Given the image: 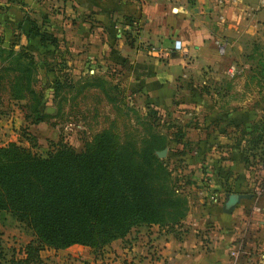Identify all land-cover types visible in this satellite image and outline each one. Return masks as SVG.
I'll return each mask as SVG.
<instances>
[{"label":"crops","instance_id":"0c3cea01","mask_svg":"<svg viewBox=\"0 0 264 264\" xmlns=\"http://www.w3.org/2000/svg\"><path fill=\"white\" fill-rule=\"evenodd\" d=\"M32 23L56 36L58 45H42L30 30ZM3 29L15 48L25 44L34 52L37 83L45 87L47 99L49 82L60 69L74 77L107 70L120 75L126 83L120 79L119 85L142 95L145 109L173 104L185 89L206 90L208 96L205 102L210 107L202 123L206 132L196 131L199 122L192 111L193 122L186 132L192 148L186 154L194 166L198 160L211 174L201 177L194 168L188 190L202 178L205 188L194 198L189 196L186 216L177 227L179 235L158 224L141 225L97 254L77 243L51 248L61 252L59 262L220 264L241 240L238 264H264V197L260 203L258 196L242 198L229 213L222 209L221 186L232 183L245 191L256 183L259 170L244 164L243 141L237 140L234 126L224 125L225 120L244 118L246 113L235 105L240 102L217 96L228 85L237 87L245 44L263 39L264 0H0V33ZM128 32L132 42L126 38ZM246 84L251 86L249 81ZM252 113L249 120L254 119ZM17 118L15 112L0 114L2 137H10ZM2 137L0 144L6 142ZM261 170L264 173V167ZM212 191L218 193L215 198L210 196Z\"/></svg>","mask_w":264,"mask_h":264},{"label":"trees","instance_id":"16d2710c","mask_svg":"<svg viewBox=\"0 0 264 264\" xmlns=\"http://www.w3.org/2000/svg\"><path fill=\"white\" fill-rule=\"evenodd\" d=\"M0 33V114L2 108L14 102L23 113L27 135L28 124L46 121L45 87L38 86V67L34 52L25 44L15 42ZM30 30L39 36L41 44L58 45L56 36L32 23ZM133 41L132 33L126 35ZM131 41V42H132ZM254 43L247 59H254L251 77H264V52ZM112 83L97 73L74 77L69 70L60 69L49 82L52 101L61 114L65 104L86 88H100L109 102L119 108L123 97L117 98ZM113 92V93H111ZM6 94V98L4 96ZM7 99V100H6ZM142 115V132L121 138L112 128L95 132L81 149L63 139L41 153L34 150L35 140L27 137L30 145L11 140L0 144V219L9 214L28 228L31 237L21 248L8 253L0 231V264H46L43 249L65 248L77 243L90 247L93 253L116 238H124L141 225L158 224L179 235L188 210L184 193L188 180L182 181L169 166L168 157H159L157 150L170 141L181 143L174 155L186 154L191 142L185 139L182 127L159 128V111L147 105ZM225 126H234L237 140L243 141L242 160L246 166H264V114L250 121L242 118L225 120ZM244 130V131H243ZM241 131V132H240ZM241 135V136H240ZM256 169V167H255ZM217 171L218 169H214ZM257 182L255 184H258ZM231 184H223L221 192H251Z\"/></svg>","mask_w":264,"mask_h":264},{"label":"rangeland","instance_id":"374dc122","mask_svg":"<svg viewBox=\"0 0 264 264\" xmlns=\"http://www.w3.org/2000/svg\"><path fill=\"white\" fill-rule=\"evenodd\" d=\"M260 35H262L263 39H259L260 37L258 39L253 38L252 41L254 43H259L262 48L261 50L264 51V34L261 33ZM253 42L245 44L242 48L241 54L243 52V57L240 61L243 64V70L241 71L242 73L237 75V79H235L237 87L234 88V86L228 85L223 88L224 91L220 93V95H217L221 97L224 96L225 98L222 97L223 101L228 98H237L240 103H236L235 105L239 106L237 108H239L242 113H246V115H242V117L248 121H250L249 113L251 111H253L252 114L254 118L264 114V77L260 80L251 77L252 70H250V68L254 59H247V54L250 51L249 47H253ZM235 65L238 67L237 64ZM238 69L241 70V67H238ZM97 74L102 75L107 80L110 79L112 83L120 84L118 81L120 79L126 83V80H124V78L120 75H116L108 70L98 72ZM244 78L245 85L243 83ZM247 81L250 82L251 86H247ZM221 83L224 85L223 80ZM117 88L118 89H113L115 96H117V98H124L123 101L120 102L118 106L119 108L115 107L116 102L115 104H112L108 101L106 96L103 94L102 89L86 88L80 93V95L78 94L74 100H70L65 104V107L60 115L55 114L57 111V104L52 101V93L51 89H49L51 94L46 102V105L52 107V109L50 111H46L52 115L46 121L28 124L27 135L23 132L25 121L24 119H20V105L18 107L14 102H12L13 104L11 105H6V102H4L2 108H8L7 111L9 113H17L19 118L16 119V125H14V122L12 123V127L15 126V128L8 134L10 137H2L1 134L0 137H2L6 142L14 140L24 145H30L27 137H33L36 144L32 148L41 153L46 152V150L60 138L70 143L74 148L81 149L85 141L90 140L95 132L106 127L112 128L121 138H129L128 136L139 138L143 127L141 117L148 110L142 105V95L134 93L127 87H122L121 85H118ZM96 92L101 95L96 94ZM205 92L206 90L203 91L202 89H200L199 92H195L193 89L181 90L177 95V102L167 106L163 105L162 107H156L160 115L158 123L162 134L165 133L166 128H170V130L173 131L175 127L181 126L183 129L182 131L185 133V139H187V129L190 128L189 126L193 122L191 115L192 111L196 112V122H199L196 126L198 128L196 131L201 134L203 132L205 133L206 131L204 130L202 124L203 114L208 111L210 107V105L208 106V102H205L208 97L205 95ZM5 98L6 94L4 96V99ZM224 106L225 104H221V107ZM164 135L165 134H163V136ZM199 136L203 139L202 135ZM0 142H2V139ZM181 146V143H177L173 140L165 146L166 155L163 157L165 158L166 156H169L168 163L170 167L175 168L174 174L179 175L182 181L188 180L190 184L193 182L191 177H194L195 175L194 168H198V172L201 173V177L210 176L211 171L209 173L206 169L207 167L202 166V164H200L201 162L198 160L196 162L197 164L194 166V160L192 157L190 158L188 154H173V149H178ZM255 167L256 169L254 170L256 172L257 169L259 170V173L256 174L258 175L256 183L264 182V173L261 170L264 166L262 167L261 164H259L258 168L257 166ZM199 173L196 175H199ZM204 188L205 184L203 183V178L199 185L195 184V189L192 188L191 190H188L187 186H185L184 193L187 195V200L189 196L190 198H194V196L198 194V191H203ZM213 192L214 191L210 192V196L213 195ZM258 197V202L260 203L261 198L264 197V188L260 190ZM0 231L2 233L5 250H8V253H10L11 250H14L16 255H21V248L31 237L30 230L6 213L0 219ZM246 237L247 236L245 235L244 239ZM59 253L61 254L59 251L54 252L50 249H43L41 251V255L45 259L46 264H62L58 261L60 258Z\"/></svg>","mask_w":264,"mask_h":264},{"label":"built area","instance_id":"2783aa9c","mask_svg":"<svg viewBox=\"0 0 264 264\" xmlns=\"http://www.w3.org/2000/svg\"><path fill=\"white\" fill-rule=\"evenodd\" d=\"M174 45L175 47H180L181 46V41L180 40H175L174 41ZM220 50H222V46H220ZM264 188V182H260L258 184H254L252 187V196L254 195L255 197L258 196V194L260 193V190ZM218 194L217 192H213L212 197L215 198V195ZM243 246H242V241L239 240L237 241L235 247L233 249L230 250L229 252V257L222 261L220 264H238V257L239 254L243 251Z\"/></svg>","mask_w":264,"mask_h":264},{"label":"water","instance_id":"95a60500","mask_svg":"<svg viewBox=\"0 0 264 264\" xmlns=\"http://www.w3.org/2000/svg\"><path fill=\"white\" fill-rule=\"evenodd\" d=\"M52 107H47V110L50 111ZM159 157H163L166 155V148H162L156 151ZM252 197V192H226L225 193V200L222 206L224 212H231L234 206L240 202L242 198H250Z\"/></svg>","mask_w":264,"mask_h":264}]
</instances>
